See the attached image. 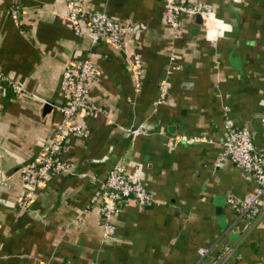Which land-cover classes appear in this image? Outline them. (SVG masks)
<instances>
[{"label": "crops", "instance_id": "0c3cea01", "mask_svg": "<svg viewBox=\"0 0 264 264\" xmlns=\"http://www.w3.org/2000/svg\"><path fill=\"white\" fill-rule=\"evenodd\" d=\"M209 10L165 22L163 0H85L141 29L123 49L91 46L63 19L65 0H0V264H264V212L239 216L227 197L242 198L254 183L232 161L219 160L224 121L245 128L264 159V0H184ZM19 9V26L7 6ZM140 55L136 83L129 67ZM85 53L97 66L88 97L105 113L77 114L84 136L71 137L61 158L69 168L18 200L19 168L48 142L61 71ZM166 80L159 98L158 83ZM43 101L51 106L42 112ZM142 125L145 134L126 129ZM203 136L173 147L165 135ZM137 170L151 201L124 202L105 239L98 200L107 172ZM207 253L199 257L197 249Z\"/></svg>", "mask_w": 264, "mask_h": 264}, {"label": "built area", "instance_id": "2783aa9c", "mask_svg": "<svg viewBox=\"0 0 264 264\" xmlns=\"http://www.w3.org/2000/svg\"><path fill=\"white\" fill-rule=\"evenodd\" d=\"M85 0H65L66 13L63 19L70 24L77 35L88 38L91 46L99 41L111 43L123 49L125 38L134 37L140 32V25L135 21L124 22L115 19L102 11H89L84 7ZM7 12L16 26H19L18 7L8 5ZM180 13L199 14L205 20L210 17L209 10L200 4L188 6L184 0H163V14L165 22L172 29L178 26ZM140 55L133 51L130 57V69L134 80L139 79ZM97 66L91 61L89 54L75 63L68 64L60 73L58 92L66 99V104L58 105L55 109L60 113V119L54 123L48 142L43 144L35 155L19 168V179L24 183L25 189L18 200L20 208L26 207L31 191L44 182L48 175L66 171L69 164L61 154L65 149L67 140L71 137L84 136L85 128L79 123L73 122V118L83 113L92 116L97 113H105L104 109L87 94V82L97 75ZM9 81L14 91L19 92L14 83L9 80L0 69V83ZM159 98L167 91L166 80L158 83ZM46 102V101H43ZM224 135L220 140L219 160L232 161L245 176L253 183L254 189L242 198L227 197V205L239 216L251 218L264 212V159L257 153L250 139L249 132L237 126L231 118H226L223 124ZM131 135L145 134V128L137 125L135 128L126 129ZM164 134L162 128L157 131ZM204 141L203 136L193 135H165V145L173 147L183 142L191 144ZM151 193L144 186L137 170H126L125 166L117 165L109 169L102 185L97 190L93 200H98L100 214V226L105 239L113 238L114 228L111 218L119 211L120 206L129 200L139 205H145L151 201ZM205 247H199V257L207 253ZM215 259L209 264H215Z\"/></svg>", "mask_w": 264, "mask_h": 264}, {"label": "water", "instance_id": "95a60500", "mask_svg": "<svg viewBox=\"0 0 264 264\" xmlns=\"http://www.w3.org/2000/svg\"><path fill=\"white\" fill-rule=\"evenodd\" d=\"M194 16H195V18L198 19V21H199V19H200L199 14H195ZM50 106H51V105H50L47 101L44 102L43 105H42V112H43V113L48 112V111L50 110V108H51Z\"/></svg>", "mask_w": 264, "mask_h": 264}]
</instances>
